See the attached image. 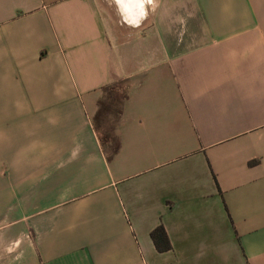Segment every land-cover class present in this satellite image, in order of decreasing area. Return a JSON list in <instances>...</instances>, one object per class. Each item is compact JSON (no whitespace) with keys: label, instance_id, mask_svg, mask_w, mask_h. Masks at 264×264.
<instances>
[{"label":"crops","instance_id":"0c3cea01","mask_svg":"<svg viewBox=\"0 0 264 264\" xmlns=\"http://www.w3.org/2000/svg\"><path fill=\"white\" fill-rule=\"evenodd\" d=\"M111 2L0 0V264H264V0Z\"/></svg>","mask_w":264,"mask_h":264},{"label":"trees","instance_id":"16d2710c","mask_svg":"<svg viewBox=\"0 0 264 264\" xmlns=\"http://www.w3.org/2000/svg\"><path fill=\"white\" fill-rule=\"evenodd\" d=\"M149 237L157 251H165L170 248L166 233L160 224L149 231Z\"/></svg>","mask_w":264,"mask_h":264},{"label":"rangeland","instance_id":"374dc122","mask_svg":"<svg viewBox=\"0 0 264 264\" xmlns=\"http://www.w3.org/2000/svg\"><path fill=\"white\" fill-rule=\"evenodd\" d=\"M109 1L111 2V0H105L106 3L109 2ZM110 6L114 7L112 2H111V4L108 7H110ZM113 10H114V21L110 17V20L108 21V26H109L110 30L112 32H114L115 36L118 37V39L120 40L124 36H126L127 32H129V30L128 31H124V29L121 28V26H123L124 24L122 22L120 23L119 21L117 22L118 16H116L115 9H113ZM110 40H111L112 44L114 45L115 43L113 42L114 40L111 38V36H110Z\"/></svg>","mask_w":264,"mask_h":264},{"label":"clouds","instance_id":"9594fccd","mask_svg":"<svg viewBox=\"0 0 264 264\" xmlns=\"http://www.w3.org/2000/svg\"><path fill=\"white\" fill-rule=\"evenodd\" d=\"M145 3L148 4V5H153L155 3V0H144V3L139 5V7L141 8V12H142L141 16L145 15V13L143 11Z\"/></svg>","mask_w":264,"mask_h":264},{"label":"snow or ice","instance_id":"6c2138e0","mask_svg":"<svg viewBox=\"0 0 264 264\" xmlns=\"http://www.w3.org/2000/svg\"><path fill=\"white\" fill-rule=\"evenodd\" d=\"M140 15H142V12L140 13Z\"/></svg>","mask_w":264,"mask_h":264}]
</instances>
